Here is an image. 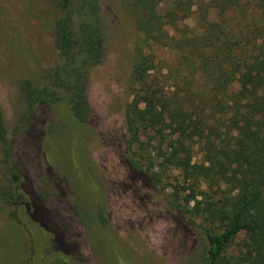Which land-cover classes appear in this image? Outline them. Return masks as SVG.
<instances>
[{
    "label": "trees",
    "instance_id": "1",
    "mask_svg": "<svg viewBox=\"0 0 264 264\" xmlns=\"http://www.w3.org/2000/svg\"><path fill=\"white\" fill-rule=\"evenodd\" d=\"M52 1L60 14L55 62L41 84L20 80L22 98L34 109L60 105L86 125L89 72L104 56L99 6L97 0ZM130 4L140 44L124 114L128 166L135 177L193 202L189 219L204 242L196 264H264V0ZM196 152L197 175L179 181L174 174L187 171ZM13 153L0 107L6 175L0 197L17 220L28 194ZM30 202L32 217L35 200ZM27 229L34 243L37 232ZM56 244L49 255L59 259L67 251Z\"/></svg>",
    "mask_w": 264,
    "mask_h": 264
},
{
    "label": "rangeland",
    "instance_id": "2",
    "mask_svg": "<svg viewBox=\"0 0 264 264\" xmlns=\"http://www.w3.org/2000/svg\"><path fill=\"white\" fill-rule=\"evenodd\" d=\"M97 3L104 56L89 72L82 125L60 105L29 108L19 87L25 77L41 84L54 65L53 1L0 0V107L28 194L17 220L0 197V264H196L204 242L189 219L193 202L135 177L126 161L127 84L140 44L135 12L130 0ZM200 160L196 152L174 176H196ZM5 185L0 167V192ZM27 227L37 232L34 243ZM53 242L67 254L50 258Z\"/></svg>",
    "mask_w": 264,
    "mask_h": 264
}]
</instances>
